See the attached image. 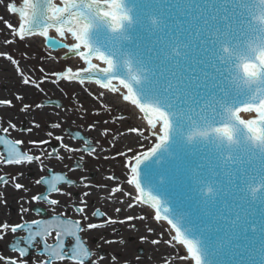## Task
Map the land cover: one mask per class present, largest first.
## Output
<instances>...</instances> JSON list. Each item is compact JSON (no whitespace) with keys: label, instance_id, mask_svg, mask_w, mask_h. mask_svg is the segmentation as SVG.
Here are the masks:
<instances>
[{"label":"water","instance_id":"water-1","mask_svg":"<svg viewBox=\"0 0 264 264\" xmlns=\"http://www.w3.org/2000/svg\"><path fill=\"white\" fill-rule=\"evenodd\" d=\"M53 2L62 6L61 0ZM110 4L93 2L87 42L111 60V75L139 104L163 113L168 124L166 142L139 168L142 187L161 199L173 218L182 215L181 228L200 241L204 264H264V188L255 200L246 191L264 185V115L251 121L254 128L246 122L264 114V82L231 88L213 38L227 33L233 42L243 39L241 33L255 27L249 11L259 9V0H120L117 11L127 18L118 21L100 15ZM27 37L23 40L33 38ZM220 102L231 105L236 143L227 148L188 143L183 132L189 121H217ZM157 119L153 114L155 124ZM257 136L260 146L253 147L249 140ZM208 186L211 194H205Z\"/></svg>","mask_w":264,"mask_h":264},{"label":"flooded vegetation","instance_id":"flooded-vegetation-1","mask_svg":"<svg viewBox=\"0 0 264 264\" xmlns=\"http://www.w3.org/2000/svg\"><path fill=\"white\" fill-rule=\"evenodd\" d=\"M6 1L0 0V4ZM2 73L7 74V67L1 70ZM24 79V76L0 78V101H11L10 106L0 105V135H5L13 141H22L19 146L21 151L40 156L41 160L23 165L0 163V176L9 178L7 184L0 183V224L47 220L63 214L62 219L79 220L81 227L84 228V231L78 234L90 253L85 264H93V262L95 264H177L172 227L157 223L153 212L128 193L127 180L130 176L125 160L133 156L131 151L133 146L131 144L129 146L127 130L117 126V123L127 119V115L121 113L111 118L87 121L78 119L76 114L68 113L74 115L76 119H67L68 109L60 96L54 98L49 96L47 90L36 88L33 90L30 83L28 85L23 83ZM49 89L51 94L60 95L61 91L57 87ZM39 95L42 96L41 100ZM56 103L62 107H55ZM24 105L30 107L21 111ZM53 124H59L60 127L53 128L51 127ZM89 125H93L91 130ZM4 128H8L9 131L4 133ZM104 130L108 131L105 133ZM77 132L85 138H90L92 147L96 149L92 156L82 151L69 152L62 147L63 144L72 149L82 148L83 142L73 138V134ZM48 133L52 135L49 136ZM57 136L62 137V144L61 141H57ZM141 137H143L141 143L147 142V132L141 134ZM45 140L48 143L38 148L29 143ZM0 154L6 155L3 146H0ZM41 165L44 171H41ZM49 170L52 174H63L67 179L77 182L75 186L58 185L66 194H50V199L59 201L55 206L42 200L31 199L32 196L45 193L46 186L37 185L35 181L41 177L50 178ZM11 177H17L15 182L21 183L28 190H16ZM116 188L119 191L114 193L113 189ZM86 191L90 193L84 198L87 204L86 212L89 214L87 220L83 219L82 214L75 212L76 207L84 206L80 204V200ZM22 208L28 211L22 212ZM116 209L120 211L117 212ZM95 210L106 214L104 220L111 217L117 223L101 229H87L88 223L103 222L90 215ZM126 217L133 219L127 221ZM121 220L125 222L119 223ZM0 235L4 237L0 239V256L16 259L17 264L21 261L24 264H42V262L47 264V255L40 254L43 246L39 238L29 249L28 254L20 257L17 252L9 250V245L14 240L24 237L25 232L20 230L13 234L9 230ZM64 239L67 251L73 244V238L64 237ZM47 243L50 245L56 243L55 231L47 237ZM21 246H24L22 240ZM0 264H5V261L0 260ZM56 264H72V262L65 259L57 261Z\"/></svg>","mask_w":264,"mask_h":264},{"label":"snow or ice","instance_id":"snow-or-ice-1","mask_svg":"<svg viewBox=\"0 0 264 264\" xmlns=\"http://www.w3.org/2000/svg\"><path fill=\"white\" fill-rule=\"evenodd\" d=\"M93 2L94 0H61L62 6H57L53 0H23L22 6L17 7L13 3L8 4V12L12 14H19V26L14 29L15 35L19 39L23 40L26 36L39 35L45 38L48 41V44L52 48L64 47L67 49L69 55L75 54L83 61L84 67L82 70L73 72L72 68H66L62 73L53 74L54 79L53 83L58 82L59 80L65 81H78L80 84H84L85 80L93 81L101 89L108 90L109 92L116 93L117 88L114 85V81L118 80L113 77L109 71L111 67V60L107 59L103 53L93 52L91 46L87 42L86 36L90 26V16L93 11ZM120 8V0H111L110 10L107 12H101L100 15L108 16L114 21L119 19H126L127 16L122 11L118 13L117 9ZM6 26L10 29L13 26L6 22ZM54 29L57 35L60 38H64L66 33L70 34L73 38L74 43L71 45L61 44L58 40L49 37V30ZM11 59V57H9ZM93 60L102 62L105 67L98 68L96 63H93ZM12 63L15 64L16 61L12 60ZM44 81L41 80V83ZM23 83L28 85L30 81L24 79ZM34 83V82H33ZM118 84L126 90V94L122 96V100L126 103H130L135 106L141 113H143L147 125L151 129H156L158 124L153 122V114L158 115L161 118V132L159 135L155 136L156 143L149 151L143 152L141 155L133 156L131 159L125 160L126 168L130 169V177L127 180L129 185H134L136 189V200L138 203L150 204V206L155 210V219L161 220L164 219L171 225L175 230V239L180 242L186 249L189 257L195 262V264H204L202 259V250L200 247V241L194 240L189 237L187 234V229L182 230L181 221L183 219L181 214H176L173 218L168 206L162 203L161 199L157 196L152 195L150 192L146 191L140 182V172L139 168L142 163L149 160L153 157L161 145L166 142V135L164 134L167 130L168 124L164 118L163 113H160L158 110L151 108L150 106H143L139 104V101L135 98L134 95L130 93V90H127L121 85ZM39 88V84H35ZM20 99V97H17ZM0 105H11V101H0ZM57 108L62 107L59 103L54 105ZM29 105H24L21 111H25L29 108ZM41 107V105H37ZM15 127L14 125H10ZM38 127V125H35ZM53 128H59V124L51 125ZM93 125H89L91 130ZM8 128H4L3 132L7 133ZM108 130H104L106 133ZM133 132L137 131L136 129L132 130ZM227 131V129H225ZM259 133V129L256 130ZM51 136V133H48ZM74 139H79L83 142V147L79 149L69 148L67 145L62 144V137L57 136V141H61L62 147L67 151H82L89 156H92L96 149L92 147L90 143V138H85L80 135L79 132L73 134ZM23 142L20 140H10L6 138L5 135H0V146H3V152L6 155L0 154V163H5L7 165H23L31 164L33 161H40V156H33L28 154V152L21 151L20 145ZM34 147H40L43 144H47L48 141H30ZM57 158H59L57 156ZM41 171H44L43 166L41 165ZM50 178L41 177L37 179L35 183L37 185H45L46 191L44 194L32 196L33 201H44L49 205L55 206L58 205L59 201L57 199H50V194L65 195L58 185L66 184L68 186H75L77 182L67 179L63 174H52L49 170ZM8 177L0 176V183L7 184ZM13 180V186L16 190L27 191L28 189L21 183L15 182L17 177H11ZM109 179H115V177H109ZM119 191L118 188L113 189V192ZM90 193L87 191L83 193L81 197L80 204L84 205L82 207H76L75 212L77 214H82L83 219L87 220L89 214L86 212L87 204L85 197ZM131 207V205H130ZM22 212H27L28 209L22 208ZM117 212L120 209H116ZM163 213V216H162ZM63 214H61L62 216ZM93 218L100 219L102 223H88L87 229H101L109 225L117 223L116 220L109 217L107 220H104L105 213L100 212L99 210L92 211L90 214ZM61 216H54L50 219L44 220H32L31 222L9 224L7 222L0 224V233H6L10 230L11 233L15 234L18 231L22 230L25 232V236L19 239L14 240L12 244L9 245V250L17 252L20 257H25L28 254L29 249L36 242L37 238L42 242L43 251L40 254H46L48 257L47 264H56L57 261H64L68 259L72 264H85V261L90 257L88 249L84 246L79 232L84 231V228L81 227L80 221H73L71 219H62ZM132 217H126L125 220L131 221ZM125 220L119 221V223H124ZM55 231L56 234V243L50 245L47 243V237ZM64 237L73 238V244L69 250H65V239ZM3 235H0V239H3ZM21 240L23 245L21 246ZM153 243H156L153 241ZM0 260H4L5 264H17L16 259H6L3 256H0ZM20 264H24L23 261ZM43 264V262H42ZM95 264V262H93Z\"/></svg>","mask_w":264,"mask_h":264},{"label":"rangeland","instance_id":"rangeland-1","mask_svg":"<svg viewBox=\"0 0 264 264\" xmlns=\"http://www.w3.org/2000/svg\"><path fill=\"white\" fill-rule=\"evenodd\" d=\"M16 2L17 0H7L6 2H3V10L5 7H8L9 3L15 4ZM11 14L12 13H10V22L7 23L13 26L12 29L8 28L6 26V22L0 18V78L7 77L9 72L13 76H24L25 79L30 81L33 90L35 88L37 90H47L50 94L49 96L54 98L60 96L68 109L66 114L67 119H76L74 115L70 114H76L78 115V119L82 118L87 121L91 119L100 120L104 117L111 118L118 116L121 113L131 116L132 112H130L131 110L129 108L126 107L120 110L118 107L112 106L111 104L108 106L107 102L101 101L100 96L102 95V92H93L89 86H71L68 85L69 83L67 82L60 81L53 83V74L62 73L70 65L76 66V69H80L83 66V61L77 59V63L72 65L71 61L61 59L62 52L58 53L55 56L56 59L54 60V57L49 54L46 46L43 48L39 47L40 45L38 40L33 42L22 40L21 42V40L15 35L14 31V29L18 28L19 23L15 21ZM9 57H11V59H9ZM12 60H15L16 63L13 64ZM47 61L53 62L54 67L49 66ZM4 67H7V74H1V70ZM41 80L44 82L41 83ZM33 82L35 84H39V88L34 86ZM52 87H57L61 91L60 95L55 96L54 94H51L49 88ZM39 99L41 100L42 96L39 95ZM134 125V122H132L129 118L128 120H123L121 123H117L118 127L125 128L128 132L127 140L129 146H133L131 148L133 156L143 153L145 149L154 144V139L150 132H148L145 128L136 129L137 131L133 132L132 127ZM140 132H147V142L144 141L141 143L143 137L140 136ZM132 157H128V159H131ZM176 251L178 256L184 257L181 249L177 248Z\"/></svg>","mask_w":264,"mask_h":264},{"label":"clouds","instance_id":"clouds-1","mask_svg":"<svg viewBox=\"0 0 264 264\" xmlns=\"http://www.w3.org/2000/svg\"><path fill=\"white\" fill-rule=\"evenodd\" d=\"M259 3L258 10L249 11L251 23L255 27L241 33L243 39L233 42L227 33L213 36L218 40L216 59L225 66L226 82L234 90L255 88L264 82V0H259ZM218 107L221 114L215 122L204 118L189 121V127L183 132L188 143L215 142L218 147L226 148L236 143L235 131L231 126V105L220 102ZM225 124L228 125L227 128L224 127ZM249 143L253 147H259V137L250 139ZM261 188L264 185L257 183L249 185L246 191L255 200ZM211 193L212 188L206 187L205 194Z\"/></svg>","mask_w":264,"mask_h":264},{"label":"bare ground","instance_id":"bare-ground-1","mask_svg":"<svg viewBox=\"0 0 264 264\" xmlns=\"http://www.w3.org/2000/svg\"><path fill=\"white\" fill-rule=\"evenodd\" d=\"M14 3V2H13ZM22 3H23V0H17V2L15 3V5L17 7H20L22 6ZM3 3L0 4V18L5 21V22H10V13L8 12V7H5V9L3 10ZM12 17H14L15 21H17L19 23V14L16 13V14H11ZM17 23V25H18ZM49 36L50 38H56V40H58L59 42H61L62 44H67V45H71L72 43H74V40L73 38L70 36V34H67L65 35L64 37V40H61V38L57 35V33L55 31L53 32H50L49 33ZM38 40L39 42V47H45L46 46V40L45 38L39 36V38H36L35 36H33L32 39H28L27 41H30V42H33V41H36ZM48 52L49 54H51L53 57H54V60L56 59L55 56L62 52L61 54V59L62 60H65L66 59V54H68L67 52V49L65 48L63 51H54V52H51L50 49L48 48ZM48 65L49 66H52L54 67V64L53 62H50V61H47ZM72 65L76 64L77 63V59L76 60H72L71 61ZM93 63H96L97 64V67H105V65H103L101 62L99 61H96V60H93ZM82 68L83 67H86V65H84V63H82ZM70 68H72L73 72L76 71V66H69ZM68 67V68H69ZM46 72V71H45ZM8 76L7 77H10V78H13V75L10 74V72L7 74ZM68 85H71V86H74V84H68ZM114 85L116 86L117 88V93H110L108 91H104L103 89H101L99 86H95L93 83H88V84H84L83 86L84 87H88L91 88L93 92H102V95L100 96L101 98V101H104V102H107L108 106L111 104L112 106H116L118 107V109H124V108H129L132 112L131 113V116H128V118L134 122V126L132 127L133 129H143L145 128L148 132H150V134L152 135L153 139H155V133L156 134H160L161 132V128H159V124H161V119H157L158 121V127L156 129H151L146 121H145V118H144V115L143 113H141L135 106L131 105V104H126V102H124L122 100V96L124 94H126V91L116 82H114ZM156 140V139H155ZM136 156V155H135ZM135 189L132 190V193L135 195V192L136 190L134 191ZM174 237V236H173ZM175 238V237H174ZM176 240V239H175ZM181 244H179L176 240V247L180 246ZM178 259V257H177ZM182 264H185L184 262H181ZM177 264H180V263H177Z\"/></svg>","mask_w":264,"mask_h":264}]
</instances>
